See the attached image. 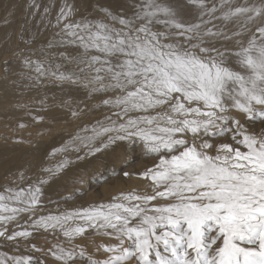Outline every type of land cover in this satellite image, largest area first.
I'll return each mask as SVG.
<instances>
[{
  "label": "snow or ice",
  "instance_id": "1",
  "mask_svg": "<svg viewBox=\"0 0 264 264\" xmlns=\"http://www.w3.org/2000/svg\"><path fill=\"white\" fill-rule=\"evenodd\" d=\"M76 11L64 0L56 35L80 49L69 57L77 70L46 73L43 62L24 63L38 76L82 83L90 96L105 94L108 114L72 137L75 160L119 148L126 159L111 174L135 175L144 187L43 214L49 178L21 171L20 183L0 188V238L31 244L41 230L59 234L64 242L47 249L59 264L86 257L75 241L88 234L116 241L97 245L105 258L87 255L88 264H264V128L246 123H264V0H220L219 9L205 0H141L131 15L101 8V19L74 20ZM214 20L236 27L229 34ZM221 40L234 47L221 50ZM83 111L71 110L72 118ZM137 149L151 166L125 171ZM8 259L45 264L31 255Z\"/></svg>",
  "mask_w": 264,
  "mask_h": 264
},
{
  "label": "bare ground",
  "instance_id": "2",
  "mask_svg": "<svg viewBox=\"0 0 264 264\" xmlns=\"http://www.w3.org/2000/svg\"><path fill=\"white\" fill-rule=\"evenodd\" d=\"M205 1H207V0H205ZM68 2L73 3L77 9L74 16L72 17V19H74V20H79L81 18H89V19L105 18L103 12L100 11L101 8H109V7L119 8V7H122V4H123L122 0H68ZM63 3H64V0H0V88H3V87L6 89L15 88V89H19V90L24 91L25 94H23L19 98L11 97L7 101V110L11 114V117H15V118L20 119V120L26 119V115L24 114V111L30 107H33V106L38 108V109H41V110H36V112H38V111H45V112L47 111L48 112V111H51L54 109H58V110L60 109V110H66L67 111L68 108L65 109V108H63L62 105L67 102V99L69 97H75L78 95V94L72 93L73 91H75V90L79 91L80 103H79V106L77 109H80L79 107L81 105H83V103H85V105H87V106H89L88 104H90V107H86L87 111L85 113L83 111V113L81 114V117L78 119H74V118H71V119L67 118L66 119L65 118L66 122L63 124L62 127L55 128L56 130H53V131L47 133L44 138L43 137L38 138V141L35 140L36 141L35 146H38V145L43 146V144H49L50 142H56L57 143V141L59 143L62 142L64 144V145L63 144L62 145L65 146L64 147L65 148L64 156H61L58 158V156L56 155L57 152L55 154H52L53 150H54V148H53V150L49 154V156L50 155H52V156H50V157L48 156L49 157L48 161L44 160V161L48 162L47 168L54 169L53 172L51 174H49V173H43V172L39 171L38 174L41 173L40 175L44 176L45 178H49V183L47 185H45V188H44V193H45V195H47V197L49 196V198L54 197V196H51V193H54L53 191L55 190V187L58 186V182L61 179L60 175H62L61 173L64 172L65 176L63 175L64 176L63 179H65V178L67 179L68 177H73L74 185L77 186V188H76L75 186L72 185V187L74 189L76 188L77 190H79V189L85 190V193L82 196L78 197L77 195H73L74 201L82 199L84 196H86L87 198L89 197L91 201L94 200L91 203L107 202L111 199V197L113 195H115L119 191H130L128 188L132 184L129 187L127 186V188L126 187L123 188L124 184L121 186L120 185L115 186L114 184H116L115 183L116 182L115 181L116 176H113L111 174L112 168H110V169L107 168V169L103 170L104 167H102L103 171L100 172L99 170L101 169V164H98L99 165L98 167H100L99 170L94 169L93 171H95V172H89L92 170H88V168L90 167L91 164H96V161H94V159L95 160H96V158L98 159V157L101 156V154H97L95 157L89 156L86 160H83V161H76L75 157L77 155V152L74 150L76 144L72 140V137L74 135H77V134L85 135V133L82 131V129H84V128L90 129L96 120H102L103 117L108 114V110L100 105V101L103 98H105V94H93L90 96L88 94V90L83 87L82 83L74 85L69 81H60V80L56 79L55 76H53L51 74H46L45 76H38V74L34 70V66L29 67V66H26L24 63L26 58L30 59L32 61L43 62L46 73L48 72V70H51V71H54L57 73L59 71H69V70L76 71L77 70V65L75 63H73L69 59V57L78 56L80 54V49H78L77 47L72 46V45H61L58 43V41L60 40V37L57 36L56 33L59 31V28L56 27V21H53V19H55V17H56V13L59 12V9ZM37 5L39 7H37ZM45 8H48V12H47L48 14L45 13V11H44ZM47 15L50 16V19L48 18L49 20L45 21V19H42V18L47 17ZM2 43H4V45H2ZM218 43H217V46H218ZM49 45H51V46H49ZM225 48H227V47H225ZM221 49H222V47H221ZM222 50H224V49H222ZM61 53H63L64 55L62 56ZM5 60L8 61L7 65H5ZM57 65L61 66L59 68V70L56 69ZM12 94L15 95L14 92H12ZM107 95H111V93H109ZM38 97H41L42 100L41 101H35V99ZM57 97L60 99V103H61L60 106L58 105V102L55 100V98H57ZM91 107H94L93 110H95V108L98 110H96L94 113L91 114L90 112H88V110ZM103 108L106 110H104ZM68 110L71 111V109H68ZM102 111H105V112H102ZM66 117H68V115ZM17 119H14V120H17ZM260 122L261 121L259 119H257L256 121H251V122L246 121L249 128H253L254 126H256L254 123H260ZM35 123H37L38 125H43L45 122L41 121V120L35 121V122L28 121L27 127L22 129V130H25L26 133L23 134L24 131L20 130V136L24 137V135L28 134L27 130H26L27 128H29L28 125L32 124L33 126H35L36 125ZM33 126L30 125V127H33ZM254 128H256V127H254ZM39 137H41V136H39ZM11 139L16 140V142H18L17 141L18 139L15 138L14 134L9 133V135L7 137V140H9V144L7 143L4 146L0 147V157H6V159H5L6 162H8L9 160L14 161L16 159L15 158L16 155H20L24 152H27V150L31 151L33 148V146H30L29 144H27V145H24L21 143L19 144V142H18V144L15 143V144L11 145V142H10ZM12 143H14V142H12ZM6 145H8V146H6ZM54 145H56V144H54ZM52 147H54V146H52ZM46 148H43V149H46ZM34 151L35 150H33V152ZM120 151L121 150L119 148H117L115 153H113V152L112 153L115 155V157H117L118 153ZM85 152H86V149L82 148L81 151L79 152V155L83 156L85 154ZM103 155L105 156V154H103ZM124 157H125V154H124ZM65 159H67L69 161H74V163H70V164L66 165L65 168L61 169L62 171H60V173L57 172L56 166L58 164L62 163ZM114 159H112V160L110 159L111 162ZM2 160L3 159H1V161ZM132 160L141 163V160H148V159H144L142 157V154L140 153L139 149H137V151L134 153ZM105 161H107V160H105ZM149 161H151V160H149ZM3 162H1V163H3ZM98 162H99V160H98ZM101 163H102V161H101ZM106 164L104 163V165H106ZM110 164H112V163H110ZM115 164H114V166H115ZM120 164L121 163H119L117 165V167L119 166L118 168H120ZM132 164L128 167V168L132 169L131 171L142 170L143 167L145 166V164H140V166L136 168ZM134 164H137V163H134ZM3 165H5V164L3 163ZM147 165L151 166V163L148 162ZM1 166H2V164H1ZM107 167H108V165H107ZM31 174H32V172H31ZM35 174H37V173H35ZM59 176H60V179H59ZM93 177H96V179L93 180L92 179ZM58 179H59V181H57ZM130 179H131L132 183H138L140 185L145 184L144 181L140 180L135 175L130 177ZM119 182H120V180H119ZM7 183L6 184L4 183V186L9 185ZM129 184L130 183H128V185ZM2 186H3V184H2ZM59 186H60V184H59ZM67 188H69V187H67ZM63 189L64 188H62V190ZM70 190H71V188H70ZM66 196H68L67 193H66ZM47 197L43 200H47L48 199ZM50 202L53 203L54 200L49 201V203ZM56 202H58V200ZM59 202H61V200ZM49 203H48V201H46L44 203V205L46 207H48L47 209L53 208V205H52V207L50 205H48ZM82 203H83V201H82ZM53 204L55 205V203H53ZM62 204H64V203H62ZM84 204H82V205H84ZM89 204H90V202H89ZM78 206H80V205H78ZM46 207L43 210H45ZM66 207H67V205H66ZM54 208H56V207H54ZM47 211H49V210H47ZM50 211H52V210L50 209ZM38 214H39V212H38ZM46 214H47V212H46ZM24 218L26 219V217H24ZM21 223H23V220H21ZM5 241H7V240H5ZM4 244L5 243H3V245ZM10 244H12V242ZM23 244L24 243H22V245H21L19 243L17 245V247L14 245H13L14 247L12 245L11 246L9 245V247H11V248L16 247L17 249H20L22 251V250H25L23 248ZM7 245H8V241H7ZM1 246H2V244H1ZM85 247H86V245H85ZM26 250L28 251V248ZM82 261H83V259H82ZM82 261L78 262V264L82 263ZM75 264H77V262H75ZM129 264H132V262Z\"/></svg>",
  "mask_w": 264,
  "mask_h": 264
},
{
  "label": "rangeland",
  "instance_id": "3",
  "mask_svg": "<svg viewBox=\"0 0 264 264\" xmlns=\"http://www.w3.org/2000/svg\"><path fill=\"white\" fill-rule=\"evenodd\" d=\"M122 2H123L122 7H119V8L109 7V9H111L114 13H120L121 11H124L128 15H131L132 11L135 9V5L136 4H139L141 2V0H122ZM239 2L243 3L244 0H239ZM250 2H256V0H250ZM205 3H206V6L209 7V8L213 6V3L216 4V6H217L218 9H219V6H220V0H207V1H205ZM57 14L58 13H56V17H57ZM216 15L219 16L220 15V12L218 11L216 13ZM56 17H55V19H56ZM48 18L50 19V16L47 15V17L42 18V19H45V21H47V20H49ZM205 18H207V17H205ZM55 19H53V21H56ZM92 19H95V18H92ZM213 23L216 24L217 27H223L224 28V31L228 32L229 34H231V32L236 27L233 24H229L227 26H224L222 24V22L219 21V20H214ZM118 26L119 25H117V27ZM221 43L222 44L224 43V44L222 45ZM228 43L226 41L223 42V40H221V41H219L218 46H217V44H216V46L217 47L220 46L219 48L222 47V49H225V47H227L228 49H232L234 47V42H231V43L228 42ZM2 45H4V43H2ZM8 89H6L4 87L3 88H0V147L1 146H4L7 143L9 144V140H7V137L9 135V133H12V134H14L15 138L18 139L17 141L19 142V144L20 143L21 144H24V145L29 144L30 146H33V148H32L31 151L30 150H27V152H24V153H22L20 155H16V157H15L16 159L14 161L9 160L10 162L9 161L6 162V160H5L6 157H0V170H1L0 171V173H1L0 174V183H1L0 184V187L1 188H3L4 183L6 184L7 182H8L7 184H9V185L14 184L16 182L17 183H20V181H19V173L21 171L25 172V174L28 175V176H33V175H37L38 172L41 171V169L47 168L48 162H46V161H48V158L50 156H52V155L49 156V154L53 150V148L54 149H60V148H64L65 146H63L64 144L62 142L59 143L58 141H57V143L56 142H50L49 144H43V146L42 145L35 146L36 145V141H38V138H42V137L44 138L47 133H49V132H51L53 130H56L55 128L62 127L63 124L66 122V119L67 118L68 119H71L72 118L71 111L68 110V109H71V110L77 109L78 106H79V103H80V99H79L80 98V94H79V91L75 90L72 93H75V94H78V95L75 96V97H69L67 99V102L62 105L63 108H65V109L68 108L67 111L66 110H60V109L59 110L58 109H54V110H51V111H48V112L47 111L46 112L45 111H38V112H36V110H41V109H38V108H36V107L33 106V107H30V108H28V109H26L24 111V114L26 115V119L25 120H20V119H17L15 117H11V114L7 110V101L11 97L19 98L20 96H22L25 93H24V91L19 90V89H15V88H8ZM12 92H14L15 95H13ZM41 100H42L41 97H38V98L35 99V101H41ZM55 100L58 102V105L60 106L61 105L60 99L57 97V98H55ZM88 105L89 106H87V105H85V103H83V105H81L79 108L80 109L83 108L84 109V113H85L87 111L86 110V107H90V104H88ZM93 109H94V107H91L88 110V112H90L92 114L96 110H98L96 108H95V110H93ZM77 110H79V109H77ZM104 110H106V109H104ZM102 112H105V111H102ZM67 115H68V117H66ZM36 116L43 117V119H41V121H44L45 123L43 125H38L37 123H35L37 125V126L35 125L36 127L33 126L32 124H30V125L33 126V127H30V125H28V127L30 128V129L29 128L26 129L28 134L24 135V137H21L20 136V130H22L23 128H26L27 127L28 121H31V122L37 121L36 119H34V117H36ZM14 119H17L18 121L17 120H14ZM242 119H244V118L242 117ZM254 124L256 125V126H254L256 128H254V127L253 128L257 132H259L261 130V128H264V123H262V122H260V123H254ZM21 125H23V126H21ZM22 131H24V133L22 132L23 134L26 133L25 130H22ZM39 136H41V137H39ZM10 142H11V145H13L15 143L18 144V142H16V140H13V139H11ZM12 142H14V143H12ZM54 144H56V145H54ZM51 145L54 146V147H52ZM6 146H8V145H6ZM43 148H46V149H43ZM33 150H35V151L33 152ZM58 153L59 152L56 153V155L58 156V158L61 157V156H64V151L60 152L59 154ZM104 154H105V156L103 154H101V156H99L98 159L97 158H96V160L94 159V161H96V164H91L90 165V167H89L90 169L88 168V170H92V171H89V172H95V171H93L94 169H98L99 170L100 167H98L99 166L98 164H101V169L99 170L100 172L103 171V170H105V169H107V168H109V169L110 168H112V169L113 168H115V169L117 168V170H119L120 168H118L119 166L117 167V165L119 163H121L120 164V167H121V165L123 164V161L126 159V157H124V153L122 152V150L118 153V156L117 157H115V155L112 152H108V153H104ZM1 159H3V160L1 161ZM110 159L111 160L114 159V160L111 162ZM44 160H46V161H44ZM98 160H99V162H98ZM100 160L102 161V163H101ZM105 160H107V161H105ZM149 160L150 159H148V160H141V163L132 160V162H130L129 166L133 163L132 165L137 168V167L140 166V164H148V162L151 163V161H149ZM1 162H3L5 165H3V163H1ZM103 162L105 164L106 163L107 164L104 165ZM110 163H112V164H110ZM134 163H137V164H134ZM1 164H2V166H1ZM114 164H115V166H114ZM107 165H108V167H107ZM102 167H104V169ZM128 167H126V169H124V170L125 171H131L132 169H130ZM60 171H62V170H60ZM60 171H59V173H60ZM31 172H32V174H31ZM35 173H37V174H35ZM40 174L41 173H39V175ZM61 174H62V175H60L61 176V179H60V176H59L60 181H59V179L57 180V181H59L58 182V186L55 187V190L53 191L54 193H51V196H54V197L49 198V196L47 197V195H45V193H44L43 199H45L46 197L48 198L47 200H44V203L46 201H48V203H49V201H51V200H54L53 203H55V205L52 202H50L48 204L51 207L53 205V208H50L52 211H50V209H47L48 207L45 206L47 210H49L50 212L56 213L59 210L60 211L61 210L62 211L65 210L67 207L69 209L71 207H73V206L79 207L78 205L81 206L84 203L86 205L84 204L82 206H87L89 204V202L91 204V202L94 201V200L91 201L90 198L89 197L87 198L86 196H84L82 199H79L77 201H74L73 200L74 197L72 195L71 198L68 200V203L66 204L64 202V199H62V195L63 196H66V193L68 195L69 192H71L73 190H77L76 189L77 186L74 185V179H73V177H68L67 179L66 178L63 179V177L65 176L64 175V172L61 173ZM119 180H120V182H119ZM115 181H116L115 182L116 184H114L115 186L116 185H120L121 186V185L124 184L123 185L124 186L123 188H125V187L127 188V186L129 187L132 184L130 186L131 188L130 187L128 188L129 190H132L134 188H139V189L142 190V188L144 187V185H140L138 183H132L130 177H124L122 173L119 175V177L116 176ZM128 183H130V184L128 185ZM2 184H3V186H2ZM59 184H60V186H59ZM72 185L75 186L76 188L74 189L72 187ZM67 187H69V188H67ZM62 188H64L63 190L65 192L62 190ZM70 188H71V190H70ZM79 190H81V189H79ZM57 200H58V202H56ZM60 200L64 204H62L61 202H59ZM82 201H83V203H82ZM57 203L58 204L60 203L61 205L60 204L58 205ZM66 205H67V207H66ZM54 207H56V208H54ZM45 210H43L44 211L43 214H46V212L47 213L49 212V211H47V210L45 211ZM39 214H41V213H39ZM30 239L32 241L31 244H35L38 248L44 249V251L43 252L35 251V250L32 249L31 244H29L26 241H25L26 242L25 243L24 240L23 241L20 240L19 243L21 245H22V243H24L23 244V248L25 249V250H22L21 251L20 249H17L16 248L19 243L17 244L16 242H12L11 241L12 244H10L11 242L8 241V245H7V241H5V239H3V238H0L1 241L3 240L2 242L0 241V260H4L5 261V264H12V261L9 260L8 257L20 256V255H31L34 258V260L36 258H39V259L44 260L45 264H59V262L55 261L47 253V249L50 248L54 244H58V243L64 242V238L62 236H60L59 234H56V233H52V234L51 233H45V232H43L41 230L40 232L35 233V235L32 238H30ZM76 241H75L76 242L75 244L83 246L84 249H85V252H86V257H84V258H78L76 260L77 264H78V262L82 261V259H83L84 262L82 261V263H79V264H83V263L84 264H88L87 255H91L92 258H94V259H104L105 258V254L102 251L101 252H97L96 246L99 245V244H101V243H103V242L104 243H108V242L116 243V241H114V240L113 241H109L108 238L102 237V236H97L95 234H88L87 236H85L83 238H77ZM3 243H5V244L3 245ZM1 244H2V246H1ZM9 245L10 246L11 245L12 246L14 245L16 247L13 248L14 247L13 246L11 248V247H9ZM85 245H86V247H85ZM64 246L65 247H71V245H68L66 243L64 244ZM27 248H28V251L26 250ZM78 250L79 249H77V251ZM129 263H131V261Z\"/></svg>",
  "mask_w": 264,
  "mask_h": 264
}]
</instances>
